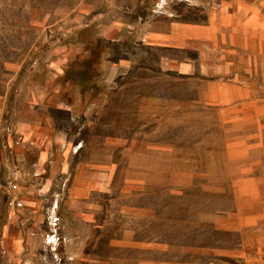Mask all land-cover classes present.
Wrapping results in <instances>:
<instances>
[{
    "label": "rangeland",
    "instance_id": "rangeland-1",
    "mask_svg": "<svg viewBox=\"0 0 264 264\" xmlns=\"http://www.w3.org/2000/svg\"><path fill=\"white\" fill-rule=\"evenodd\" d=\"M187 1L191 6L184 0H164L161 7V0H0V264L151 259L116 245L123 240L155 244L157 263L206 264L213 247L236 242L215 232L213 221L234 209L236 188L252 168L260 190L243 183L242 193L264 199V77L240 76L256 88L259 110L234 127L233 119L197 103L195 86L161 70L128 34L153 12L202 21L215 6ZM251 2L264 7V0ZM59 106L73 111V125L56 112ZM48 121L68 135L70 166L126 167L98 210L119 222L91 235L75 260L63 237V222L74 215L66 205L69 179L59 183L57 161L40 162L15 129ZM123 178L140 183L138 191L121 193ZM248 264H264V256Z\"/></svg>",
    "mask_w": 264,
    "mask_h": 264
},
{
    "label": "crops",
    "instance_id": "crops-1",
    "mask_svg": "<svg viewBox=\"0 0 264 264\" xmlns=\"http://www.w3.org/2000/svg\"><path fill=\"white\" fill-rule=\"evenodd\" d=\"M205 1L210 5L214 2L215 6L205 9L202 21L187 20L180 14L153 12L131 26L128 34L132 36L133 45L154 55L161 70L194 85L197 103L228 116L233 119L231 125L237 127L246 113L259 110L255 104L256 88L241 82L240 76L250 81L264 77V7L261 2L251 0ZM163 4L161 0L158 7ZM56 112L65 114L73 125L72 110L59 106ZM15 129L22 142L36 152L40 162L50 157L57 161L59 183L69 179L66 205L74 215L63 222L66 225L63 237L68 242L69 257L75 260L91 235L103 232L113 220L119 222V216H108L98 210L103 208L101 199L116 189L115 179L125 174L122 170L126 167L118 163L110 170L108 166L79 162L70 166L64 159L68 135L54 121L41 122L38 127L21 122ZM67 155L70 156V152ZM245 176L239 186L237 184L234 209L213 221L215 232L234 236L236 242L213 247L206 264H248L264 256V199L258 194L248 199L242 193L243 183H249L253 192L260 190L253 168ZM139 184L135 179L123 178L119 191L136 192ZM120 218L129 220L124 216ZM123 234L129 239L131 231H123ZM116 245L138 255L146 252L151 256L142 262L137 256L131 264H172L170 261L157 263L155 244L141 247L123 240Z\"/></svg>",
    "mask_w": 264,
    "mask_h": 264
},
{
    "label": "built area",
    "instance_id": "built-area-1",
    "mask_svg": "<svg viewBox=\"0 0 264 264\" xmlns=\"http://www.w3.org/2000/svg\"><path fill=\"white\" fill-rule=\"evenodd\" d=\"M53 239H54V236H52L51 243L55 242V241H53Z\"/></svg>",
    "mask_w": 264,
    "mask_h": 264
},
{
    "label": "bare ground",
    "instance_id": "bare-ground-1",
    "mask_svg": "<svg viewBox=\"0 0 264 264\" xmlns=\"http://www.w3.org/2000/svg\"><path fill=\"white\" fill-rule=\"evenodd\" d=\"M50 238V237H49ZM53 241H55V239H53Z\"/></svg>",
    "mask_w": 264,
    "mask_h": 264
}]
</instances>
